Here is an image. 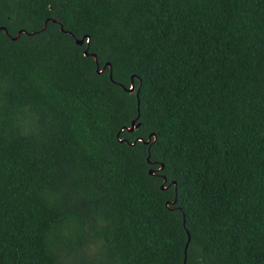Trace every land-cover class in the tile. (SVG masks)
I'll list each match as a JSON object with an SVG mask.
<instances>
[{
  "label": "trees",
  "instance_id": "16d2710c",
  "mask_svg": "<svg viewBox=\"0 0 264 264\" xmlns=\"http://www.w3.org/2000/svg\"><path fill=\"white\" fill-rule=\"evenodd\" d=\"M0 264H264V0H0Z\"/></svg>",
  "mask_w": 264,
  "mask_h": 264
},
{
  "label": "water",
  "instance_id": "95a60500",
  "mask_svg": "<svg viewBox=\"0 0 264 264\" xmlns=\"http://www.w3.org/2000/svg\"><path fill=\"white\" fill-rule=\"evenodd\" d=\"M54 22H57V20H54ZM60 29L61 30H63V27L62 26H60ZM4 30H5V28H4ZM6 31V30H5ZM17 36H19V33L17 34ZM16 36V37H17ZM15 37V38H16ZM86 37V36H85ZM85 37H82V38H80V39H76L75 40V42H76V44H79V45H81L83 42H84V39H85ZM84 54L85 55H88L89 53L85 50L84 51ZM93 55V57L96 59V55L95 54H92ZM105 66H109V68H110V79H112V69H111V64L109 63V62H107L106 64H105ZM97 72H101L102 70H99L98 69V67H97ZM133 82H134V75H132L131 76V86L129 87V88H127V90L129 91V92H133L134 91V84H133ZM137 95H138V92L136 93ZM137 110H139V108L137 107ZM137 118H138V115L131 121V125L130 126H128L127 127V129L129 130V131H133L134 129H136V128H138L139 127V123H135V121L137 120ZM148 142V141H147ZM149 173H153V171H152V169H150L149 170ZM188 242H189V239H188V241H187V244H188ZM186 248H187V246L185 247V250H186Z\"/></svg>",
  "mask_w": 264,
  "mask_h": 264
}]
</instances>
